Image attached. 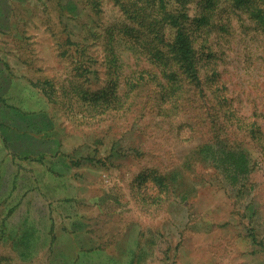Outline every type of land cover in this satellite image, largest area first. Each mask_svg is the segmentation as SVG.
I'll use <instances>...</instances> for the list:
<instances>
[{
	"label": "rangeland",
	"instance_id": "obj_1",
	"mask_svg": "<svg viewBox=\"0 0 264 264\" xmlns=\"http://www.w3.org/2000/svg\"><path fill=\"white\" fill-rule=\"evenodd\" d=\"M171 2L0 0V264H264V0Z\"/></svg>",
	"mask_w": 264,
	"mask_h": 264
},
{
	"label": "trees",
	"instance_id": "obj_2",
	"mask_svg": "<svg viewBox=\"0 0 264 264\" xmlns=\"http://www.w3.org/2000/svg\"><path fill=\"white\" fill-rule=\"evenodd\" d=\"M166 3L171 4L172 2L171 0H167ZM166 3L165 0H160L161 7L166 6ZM166 17L170 18L171 20L170 23L173 26L177 27V33L170 47L169 53L174 59H177V62L179 63V66L181 68L183 67L185 70L191 72L193 76H195V69H194L195 57H194L193 47L183 29L181 22V20L186 17V13L184 10H181L178 7H174L172 10H170L169 13H166Z\"/></svg>",
	"mask_w": 264,
	"mask_h": 264
}]
</instances>
